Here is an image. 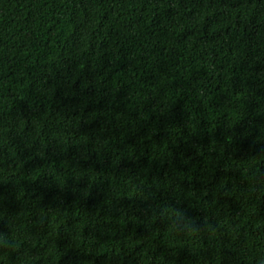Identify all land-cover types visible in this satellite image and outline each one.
Segmentation results:
<instances>
[{
    "label": "trees",
    "instance_id": "16d2710c",
    "mask_svg": "<svg viewBox=\"0 0 264 264\" xmlns=\"http://www.w3.org/2000/svg\"><path fill=\"white\" fill-rule=\"evenodd\" d=\"M0 264H264V0H0Z\"/></svg>",
    "mask_w": 264,
    "mask_h": 264
},
{
    "label": "clouds",
    "instance_id": "9594fccd",
    "mask_svg": "<svg viewBox=\"0 0 264 264\" xmlns=\"http://www.w3.org/2000/svg\"><path fill=\"white\" fill-rule=\"evenodd\" d=\"M177 215H179V214H177Z\"/></svg>",
    "mask_w": 264,
    "mask_h": 264
}]
</instances>
